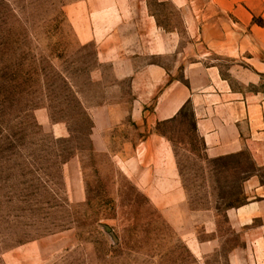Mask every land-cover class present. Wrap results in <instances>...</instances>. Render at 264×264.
Here are the masks:
<instances>
[{"label": "rangeland", "instance_id": "1", "mask_svg": "<svg viewBox=\"0 0 264 264\" xmlns=\"http://www.w3.org/2000/svg\"><path fill=\"white\" fill-rule=\"evenodd\" d=\"M197 4L115 0L141 18L143 34L148 17L175 34V63L201 49L188 24ZM103 7L0 0V264H264V190L247 183L262 169L247 151L210 157L190 105L150 128L129 117L135 98L117 79L118 57L80 39ZM207 62L234 88L264 96V75L241 69L244 60ZM104 109L115 123L96 131L92 114ZM153 131L163 137L139 150ZM252 201L260 215L232 228L226 211Z\"/></svg>", "mask_w": 264, "mask_h": 264}, {"label": "crops", "instance_id": "2", "mask_svg": "<svg viewBox=\"0 0 264 264\" xmlns=\"http://www.w3.org/2000/svg\"><path fill=\"white\" fill-rule=\"evenodd\" d=\"M102 2V16L92 17L94 21L80 39L99 44L101 58L118 57L114 64L117 79L128 81L135 98L129 117L136 124L150 128L176 119L183 108L190 105L195 131L202 138L205 152L219 158L247 151L254 165L262 169L261 176L254 173L247 183L264 190L263 93L234 88L229 79L222 76L219 65L207 62L213 54L233 59V62L242 59L241 69L255 76L264 75V0H196L199 15L188 19V24L195 25V45L201 49L195 60L186 63L185 57L174 62L175 34L159 31L152 17L144 20L149 30L143 34L139 16H128L126 7L124 13H119L115 0ZM113 8L117 10L116 16ZM114 41L117 46L111 45ZM105 110L101 117L92 114L96 131L115 123ZM158 137L163 135L149 132L139 150H150L151 139ZM168 151L169 172L173 178L172 147ZM257 207V202L252 201L228 209L226 216L231 227L233 222L245 226L249 219L259 216Z\"/></svg>", "mask_w": 264, "mask_h": 264}]
</instances>
